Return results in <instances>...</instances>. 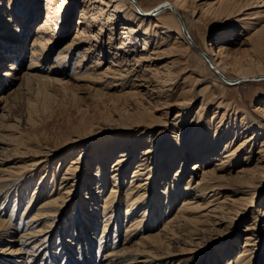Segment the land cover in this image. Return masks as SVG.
<instances>
[{
	"label": "bare ground",
	"instance_id": "obj_1",
	"mask_svg": "<svg viewBox=\"0 0 264 264\" xmlns=\"http://www.w3.org/2000/svg\"><path fill=\"white\" fill-rule=\"evenodd\" d=\"M40 1L0 0V63L7 54L10 56L7 71L0 69V264H34L39 258H42L40 264L58 261L59 253L52 243L54 231L56 226L62 231L59 240L69 236L65 229L67 211L71 218L76 208L88 218L78 222L80 228L76 217L72 224L74 234L81 229L84 240H87V227L95 225V219L101 221L104 233L101 238L105 234L106 238L108 234L113 235L110 231L115 233L124 228L123 248L113 246L104 255V264H200V253L193 258L180 255H186L188 250L181 248L182 244L198 240L208 231L232 225L241 215L242 207H250L253 203L258 184L255 178L264 174L261 98L255 100L253 111L229 98L230 89L244 81L264 82V21L260 11L247 12L264 4V0H213L210 4L204 0H146V5L138 0H81L80 27L64 46L60 45L69 24V14H64L68 0H45L47 9L41 11L43 20L35 32L30 62L26 64L24 43L19 39L25 38L26 22L38 9ZM162 4L166 6L155 9ZM179 18L191 42L183 34ZM120 24L123 28L119 33V48H116L112 40L116 39ZM238 26L246 33V38L238 43L241 47L249 46L252 54L228 50L224 46L217 50L209 44L218 30L232 32ZM103 35L107 36L105 44ZM160 36L163 41L149 50ZM132 39H143L142 50H136L133 62L126 59L123 66L118 51L126 48ZM163 45L167 48L163 49ZM106 49L110 56L118 55L111 57L110 65L104 69ZM167 58L170 61L166 64L158 62ZM140 64L144 69L137 68ZM69 67L73 73L66 70ZM67 76L75 81L101 84L102 92L119 90L116 97L121 103L119 107L116 105L117 117L106 118L107 125L97 129L98 135H106L110 130L121 133L116 138L114 147L117 148L112 155H117V160L107 167L109 172L104 163L107 161L100 157L99 161L104 162L99 163L95 173L82 176L81 167L88 168L84 150L71 160L62 175L57 168L50 169L60 152L47 142L31 141L26 131V126L32 127L36 122L30 115L37 105L29 103L25 125L11 113L8 105L16 106L18 95H26L33 102L38 95L48 99L52 85L66 89L63 78ZM17 81L21 82L18 87ZM199 85L203 86L197 94L195 89ZM196 94L201 98L200 108L189 141L198 139L191 153L197 162L187 180L182 174L184 163L190 157L185 151L186 145L182 148L183 163L176 165L178 161L163 153L160 167L155 159L162 149L158 148L157 140L151 142L145 153H140L141 157L135 153L134 145L142 143L141 136L159 126L154 121L158 114L161 119L165 118L173 107H178L177 119L184 121L193 110ZM131 97L142 100L129 102ZM212 107L216 108L213 117L208 115ZM244 127L245 132L241 133L239 129ZM132 131H140L134 140L137 144L126 142L130 136L126 132ZM247 132L250 135H246ZM240 136L244 138L241 141ZM85 138L65 144V152L91 137ZM136 159L139 161L133 168ZM212 162H217L214 168L207 169ZM131 167L132 176L129 175ZM240 179L243 181H235ZM86 184L88 189L80 208L74 188ZM225 191L240 196H227ZM39 197L37 205L35 201ZM21 203H24L23 212L32 211L25 227L13 219ZM262 214L264 216V211ZM21 228L22 232L17 235ZM62 233L65 234L61 236ZM65 239L60 249L63 257L67 252L65 246L72 244ZM88 239L90 244L91 239ZM252 240L247 237L245 246L239 249L236 242H233L235 246L228 243L221 250L224 256L220 254V261L223 264H260V255L256 252L260 242L253 244ZM57 245L59 249L61 240ZM16 246L18 248L13 249ZM175 249H181L179 255Z\"/></svg>",
	"mask_w": 264,
	"mask_h": 264
},
{
	"label": "rangeland",
	"instance_id": "obj_2",
	"mask_svg": "<svg viewBox=\"0 0 264 264\" xmlns=\"http://www.w3.org/2000/svg\"><path fill=\"white\" fill-rule=\"evenodd\" d=\"M44 1L45 0L40 1L37 7L38 9L34 12V14L31 16L29 21L26 22L25 38L23 36V38L19 39V40H22L24 43L23 57H24V61L26 64L30 62V57H31L30 49L32 48L35 37H36L35 32L37 31L38 25L43 20L42 18L43 16L40 15L41 11L43 10L45 12V9H47L46 8L47 2H44ZM138 1L146 5V0H138ZM204 2H206L207 4H210L211 2H213V0H204ZM259 5H260L259 7H254L253 10L251 9L250 11H247V12H255V10L260 11L263 17L262 18V22H263L264 21V4L260 3ZM81 10H82L81 0H68L66 5L64 6V14H67V13L69 14V24H68V28L65 30V37H64L65 39L63 40L60 46H64L68 42H70L73 36L78 31V28L80 27L78 22L81 19ZM18 17L20 18V16ZM122 28H123V25L120 24L116 31L118 33V34L116 33L115 35L116 39L112 40L113 42L112 46L116 48H119V39H120L119 33L122 32ZM55 33H57V30ZM245 34L246 33L243 30L242 26H238L232 32L227 31L225 29H220L217 31L216 34H214L212 39H210L211 42H209V44H211L217 50L221 46H224L228 50L231 49L233 51L237 50V52H241L243 54L244 53L252 54L253 53L252 49L249 46L246 45L247 47L246 46L241 47L238 43L246 38ZM102 38L104 40V44L107 43V36L103 35ZM162 38L163 36L156 37V39L153 41L154 45H152V47H150L149 50L154 49L156 44L162 42L163 41ZM172 39L173 37L170 39V41ZM142 45H143V39L142 41H137L135 39H132L126 48L122 50L118 49L119 50L118 53L120 54L119 59L120 61H122L121 65L123 64V66H125L126 59H129L130 63H132L133 62L132 57H133V54H135L134 52H136V50L137 52H141ZM163 46H164L163 49L167 48L165 47L166 45H163ZM106 50H107L106 54L108 55L104 60V63H105L103 64V66H105L104 69L110 65L111 57L113 56L115 57L116 55H118L116 54V55L110 56L109 50L108 49ZM124 54H126L127 56ZM7 56L8 54L5 56L4 59H2L0 63V69H2V71H7V68L10 63V60H9L10 56L8 57ZM225 57H228V56H225ZM170 58H173V57H170ZM170 58L163 59V60L160 59L158 62H160V64L163 65V64L168 63V61H170ZM76 64L77 62H75V65ZM126 64L128 66V62ZM143 64L148 65V63L146 62H144ZM136 67L137 66L135 65V68ZM137 68L144 69V66L140 64ZM118 69H121V68H118ZM66 70L70 73H73V70L71 69V67L66 68ZM63 79L67 83V86L65 87L66 89L68 88L67 90L63 89L59 85H55V86L52 85L50 87V92H49L51 95L48 99L47 98L45 99L41 95H38L36 97L37 100L36 101L34 100V102L33 100H28V97L26 95L20 94L17 96L16 106L13 107L12 105H8L10 106L11 113L15 117L20 118L22 120V124L25 125V121L28 119L27 116H28V111H29V103L32 102L35 105H37L36 108L32 110L31 115H30L32 120L36 121L35 122L36 125L34 124L35 126L33 125L32 127L26 126L28 128L26 131L31 137V141L37 142L40 140V141L47 142L48 144H50V147L56 149L57 152H60L59 154H57V156H55V159L53 160V163L51 164L50 169L53 170L54 168H57L58 173L62 175L66 171V169L69 167L70 165L69 163L71 162V160L74 158H78L79 154L84 150V152L87 154L86 166L88 168H85V166L81 167L80 173L83 174L82 176L95 173L96 169L99 166V163L104 162V160L99 161L100 157L103 159L105 158V160L107 161L104 163H106V170L109 172V169H107V167H109V165L113 166L115 164V161L117 160V155H114V156L112 155L114 153L113 149L117 148V147H114V144H116V141H117L116 138L121 133L116 130H110L109 133H107L106 135H102V134L98 135L97 129L98 127H103L107 125L106 118H112V117L116 118L117 117V112H118L117 106L119 107V103H121L120 101L117 100V97H116L119 94L118 93L119 90L110 89V90H104L102 92L100 90L102 89L101 84L100 85L98 83L92 84L89 81H85V80L75 81L71 77H68V76ZM20 84L21 82L17 81V87ZM202 86L203 85L196 86L195 90L197 94L201 90ZM5 91H8V90H5ZM197 94H196V100L193 105V110L190 116H188L184 121L177 119L179 108L173 107L171 113L167 117L165 118L162 117L161 119V114L157 115L158 119H154V121H156L159 124V126L151 129V131L147 135L141 136L142 143H139V145L137 144V141H134V140L136 138V135L140 131L126 132L127 134L130 135L127 139L129 141H126V142L137 144V145H134L136 146L135 153L137 155H140V157L142 156L141 155L142 152L145 153L147 148L152 145L151 142L153 143L154 141L157 140V143L159 144L158 148L160 149L162 148L155 155V159L157 160L158 167H160V165L162 164L163 153L167 157L168 156L172 157L171 159H173V161H176V162L178 161L176 165L179 164V162L183 163V160H184L183 153L184 152L182 148L183 146L186 145L187 149L185 151L186 153H188L190 157L184 163V167L182 168L183 170L182 174L184 175V178H187V180L189 176H191V173L194 172L193 170H191V168L197 162L195 158L191 156L192 155L191 153L193 152L192 150L197 146L198 139L193 138L189 141L190 135L193 130V122L196 117V113L199 111V108H200L201 98ZM229 98L232 100H235L239 105H241V107L249 111H253V107L256 106L254 102L258 98H261V101H262L261 105L264 106V82L258 84L255 81H244V83L239 85L237 88L230 89ZM147 99H148V96H147ZM140 100L142 99L131 97L129 99V102L131 101L133 103H138ZM37 101L38 102L40 101V102L38 103ZM116 102L118 103L116 104ZM42 103H44V105H42ZM215 111H216V108L212 107L208 115L213 117V114ZM91 126H94V127L92 128ZM250 126H252V124ZM219 127H221L220 128L221 130L223 129V126H219ZM234 127L235 125L232 124L231 128H233V130H234ZM244 129L245 127L239 130L241 131V133H244L245 132ZM254 129L256 130V133H257V128L254 127ZM260 132L262 133V131ZM92 133H95V134L93 136H90ZM247 133L246 135H250L249 132ZM81 137L82 138L91 137L90 138L91 140L89 139L85 142L82 141L78 143L77 145L73 146V148L69 152H65L66 151L65 144L71 141H74L75 143H77L81 141ZM239 138H240L239 139L240 141L244 139L243 136L242 137L240 136ZM180 139H181L180 141L181 143L178 144L179 143L178 141ZM84 140H86V138ZM104 140L106 141L104 142ZM259 140L261 143L263 138L261 137L259 138ZM236 142L238 143V141ZM222 150L223 149H221L220 151ZM223 152L224 150L221 153ZM64 158L66 159V161L62 162V160H65ZM137 161H139V159H136L132 163L133 168L137 166L136 165ZM215 163L217 162L210 163L207 169L209 170L213 169ZM132 167L129 170L130 176H132V173H133ZM156 169L160 172L159 168L156 167ZM255 179L258 182L257 187H256L257 195L254 198L251 206L245 207V208L242 207L243 209L241 208L242 209L241 215H239V217H237L236 220H234V223L232 225L230 226L226 225V226H222L221 228H218L217 230L208 231L207 233H204L202 236H200V239L193 240L191 243L182 244L181 248H187L188 250L185 251L187 252L186 255L180 254L181 256L193 258L195 254L200 253V255H202V259H201L202 262H200V264H223V262L220 261L219 256L220 254L224 256L223 255L224 251L222 252L221 250H223V248L228 243L232 244V246L237 245V248L239 249L245 246L247 237H252L253 244L255 243V241L260 242L261 247L258 246V249L256 252H258V255H260V264H264V216L262 214V212L264 211V174H260L258 179L257 178ZM235 181L239 183V182H242L243 179L235 180ZM87 189H88L87 184L74 188V191L76 190V195L74 196L78 198L77 202H78V207L80 206V208L82 206L81 202L83 198L86 197ZM123 191L125 194L127 191V184L126 186L123 187ZM225 192L227 193L226 194L227 196L231 195L234 198L235 197L237 198L240 196L238 195L239 193L233 194V193H230L229 191H225ZM38 199L39 200L35 201L37 205L39 201L41 200V198L39 197ZM23 205L24 203H21L17 212L15 210V214L13 217H16V219L15 218L13 219L17 223L21 222L22 226L25 227L27 218H29L28 216L31 214L32 211L29 213H27V211L23 212ZM97 207H100V203L97 204ZM76 209L74 213L75 215H71V218H69V215L71 213H69V210L67 211L68 215L66 216V218L68 220L65 222L66 223L65 229L68 230L67 234L69 233L68 234L69 236L61 237L60 239L61 245L59 249L57 248L58 246L57 244L60 241L59 238H60V234L62 231L60 232L58 226H56V229H55L56 231H54L52 243L55 245V247H53L55 248L54 250H56V252L59 253L58 261L51 262L48 264H70V263L97 264V262L100 260L101 262L103 261L102 264H104L105 262L104 255L107 252L111 251L113 249V246H117L118 249L123 248L124 233H125L124 228H120V230H117L115 233L113 231H110L109 233H113V235L108 234L106 238L105 237L106 234H105L103 238H101V236L104 233L101 232V227H102L100 223L101 221H97V219L94 220V222L96 223L95 225L92 224L91 226L87 227L88 232L86 233V236H85V239L87 240L83 239L84 234L81 233V229H79L74 234L75 229H74V226L72 225L74 217H76L75 221L77 222V226L79 225L78 223L79 221H83L85 218H87L85 217V215L79 208H76ZM258 210L260 211L258 212ZM258 216L259 218H257ZM89 220L92 222L90 218ZM79 228H80V225H79ZM22 230L23 228H21L18 232H16V234L17 235L18 233L20 234ZM64 234L65 233H62L61 236H63ZM77 235H80L81 238H79V236ZM16 237H17L16 239H18V236ZM64 238H67L65 239L67 240V242L72 243L71 245L65 246L66 247L65 249L67 250L66 255H65L66 257L61 256V250H60L64 243ZM88 238L91 239L90 244L88 242L89 241ZM85 241L87 242V244ZM233 242H236L237 244L234 245ZM107 243L110 244L109 248L105 247ZM5 244H8V243H5ZM17 248L18 246H16L13 249H17ZM178 250L181 251V249H178ZM178 250L175 251L177 255H179ZM62 258H65V259H62ZM41 262H42V258H39L34 264H40ZM44 263L45 262L43 261V264Z\"/></svg>",
	"mask_w": 264,
	"mask_h": 264
},
{
	"label": "water",
	"instance_id": "obj_3",
	"mask_svg": "<svg viewBox=\"0 0 264 264\" xmlns=\"http://www.w3.org/2000/svg\"><path fill=\"white\" fill-rule=\"evenodd\" d=\"M131 1L134 2L133 0H131ZM165 6H166V4H162V5L157 6L155 9H159V8H162V7H165ZM179 21H180V24H181V28H182L183 34L185 35V37L187 38V40L189 42H191V39H190V37H189V35H188V33H187L186 29H185V26H184V24H183V22H182V20L180 18H179ZM204 56L207 59V56L206 55H204Z\"/></svg>",
	"mask_w": 264,
	"mask_h": 264
}]
</instances>
